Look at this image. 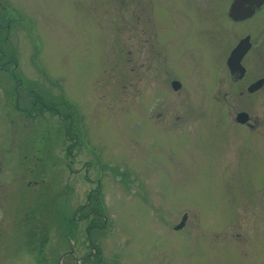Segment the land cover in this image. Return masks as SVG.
Masks as SVG:
<instances>
[{
	"label": "rangeland",
	"instance_id": "374dc122",
	"mask_svg": "<svg viewBox=\"0 0 264 264\" xmlns=\"http://www.w3.org/2000/svg\"><path fill=\"white\" fill-rule=\"evenodd\" d=\"M231 2L0 0V264H264V55L225 66L264 19Z\"/></svg>",
	"mask_w": 264,
	"mask_h": 264
},
{
	"label": "flooded vegetation",
	"instance_id": "af4514ba",
	"mask_svg": "<svg viewBox=\"0 0 264 264\" xmlns=\"http://www.w3.org/2000/svg\"><path fill=\"white\" fill-rule=\"evenodd\" d=\"M251 8L253 9L252 12L249 15H245L244 18L233 20L232 18H230L228 16L227 13H226V16L229 19H231L232 21L242 22V21H244L246 19L252 18L259 11H262L260 19H264V13H263V11H264V2H262L259 6H255L253 4V5H251ZM257 28L259 30H261L260 32L262 33L261 34L262 40H260L259 43H254L253 41H251L250 35L245 33L243 36H240L236 40L235 44L228 51V56L226 57V60H225V66H226V69H227L229 74H231V75L235 74V79L234 80L243 79L244 77L249 76L248 68L251 67V66L253 67V64H255V63H257V62H259L260 60L263 59L262 57L264 55V37H263L264 36V25H259ZM237 46H239V50L240 51L243 50L244 48H245V51L242 53V55L240 56L238 61L237 60L233 61L230 58L231 52ZM252 52H253V55L255 56L256 61L254 63L250 64V63H248V62H250L248 57H249V55ZM239 54H240V52H239ZM252 74H253V72H250V75H252ZM258 81H260V82L256 83ZM258 84L260 86H263V84H264V72L259 73V75L253 77V79L250 80L249 83H247V85L245 86V90L253 91L256 87L259 86ZM259 89H261V88H259ZM239 93H242V91H240Z\"/></svg>",
	"mask_w": 264,
	"mask_h": 264
},
{
	"label": "water",
	"instance_id": "95a60500",
	"mask_svg": "<svg viewBox=\"0 0 264 264\" xmlns=\"http://www.w3.org/2000/svg\"><path fill=\"white\" fill-rule=\"evenodd\" d=\"M262 2H264V0H233L229 6L228 15L234 20L244 18L245 15H249L252 12L253 9L251 8V5L254 4L255 6H259ZM244 51H245V48L240 51L239 46H237L231 52L230 58L233 61L234 60L238 61V59L240 58V56L242 55ZM256 83H259V81ZM171 85L173 89H176L179 86L178 82L176 81H172ZM236 120L238 122H243L244 120H246V113L244 112L237 113ZM185 218H186V214H183L181 216L179 223L176 224L173 229H179L180 227H182Z\"/></svg>",
	"mask_w": 264,
	"mask_h": 264
},
{
	"label": "trees",
	"instance_id": "16d2710c",
	"mask_svg": "<svg viewBox=\"0 0 264 264\" xmlns=\"http://www.w3.org/2000/svg\"><path fill=\"white\" fill-rule=\"evenodd\" d=\"M69 118V116H68V113L65 115V117L64 118ZM27 229H29V228H27ZM25 234H28L26 231H25ZM29 235H31V234H29ZM41 242H43V241H41Z\"/></svg>",
	"mask_w": 264,
	"mask_h": 264
}]
</instances>
